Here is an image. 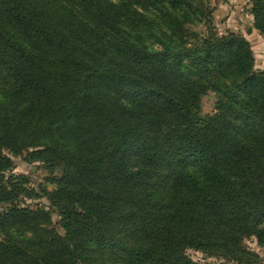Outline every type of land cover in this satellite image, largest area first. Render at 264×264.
I'll return each instance as SVG.
<instances>
[{"label":"trees","instance_id":"1","mask_svg":"<svg viewBox=\"0 0 264 264\" xmlns=\"http://www.w3.org/2000/svg\"><path fill=\"white\" fill-rule=\"evenodd\" d=\"M209 15L206 0H0V264L261 263L245 240L264 249V69L243 35L191 28ZM17 156L49 174L31 185Z\"/></svg>","mask_w":264,"mask_h":264},{"label":"rangeland","instance_id":"2","mask_svg":"<svg viewBox=\"0 0 264 264\" xmlns=\"http://www.w3.org/2000/svg\"><path fill=\"white\" fill-rule=\"evenodd\" d=\"M210 9L207 24L203 22L191 25V28L205 33L206 26H209L218 35H223L229 32L243 35L251 44V48L255 57V67L263 69L264 67V38L259 34L254 27L253 16L250 14L249 0H206ZM251 28V31L247 30ZM258 62V66H256ZM7 79L0 72V96L3 94V88L7 84ZM216 94L207 92L202 97L201 113L210 114L214 111L216 103ZM14 167L12 173L24 174L29 177L31 185L36 186L43 178L48 175V170L39 162L28 163L21 156L13 157ZM54 173H58L56 170ZM28 204L36 202L47 205L46 199L29 200L25 199ZM53 220L56 222L57 216L53 215ZM245 245L252 251L256 252L261 259L260 264H264V249L261 248L255 238L251 237L245 240ZM186 253L195 261L203 264H236L217 255H208L198 250L187 249Z\"/></svg>","mask_w":264,"mask_h":264},{"label":"water","instance_id":"3","mask_svg":"<svg viewBox=\"0 0 264 264\" xmlns=\"http://www.w3.org/2000/svg\"><path fill=\"white\" fill-rule=\"evenodd\" d=\"M247 31L250 32L251 31V28H249Z\"/></svg>","mask_w":264,"mask_h":264},{"label":"crops","instance_id":"4","mask_svg":"<svg viewBox=\"0 0 264 264\" xmlns=\"http://www.w3.org/2000/svg\"><path fill=\"white\" fill-rule=\"evenodd\" d=\"M257 64H256V66H258V62H256ZM263 69H264V67H262Z\"/></svg>","mask_w":264,"mask_h":264}]
</instances>
